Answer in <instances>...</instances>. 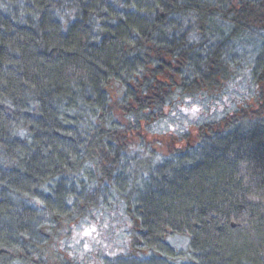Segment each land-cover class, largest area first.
<instances>
[{"label": "trees", "instance_id": "trees-1", "mask_svg": "<svg viewBox=\"0 0 264 264\" xmlns=\"http://www.w3.org/2000/svg\"><path fill=\"white\" fill-rule=\"evenodd\" d=\"M239 61L264 85V0H0V264H84L61 238L115 202L140 252L102 264H264V91L161 157L127 137Z\"/></svg>", "mask_w": 264, "mask_h": 264}, {"label": "rangeland", "instance_id": "rangeland-1", "mask_svg": "<svg viewBox=\"0 0 264 264\" xmlns=\"http://www.w3.org/2000/svg\"><path fill=\"white\" fill-rule=\"evenodd\" d=\"M236 68L217 87L195 94L175 91L161 115L156 114L151 121H141L139 127L128 131L127 137L132 135L137 148L138 143L148 144L161 157L193 144L202 123L218 121L235 110L253 109L263 95L264 85L256 83L245 62L239 61ZM171 235L168 241L178 252H187L188 237ZM130 238L125 208L115 202L96 208L79 220L70 233L61 238L60 247L68 256L84 264H102L106 259L130 251L137 255L140 250L131 247ZM178 257L183 260V256Z\"/></svg>", "mask_w": 264, "mask_h": 264}]
</instances>
